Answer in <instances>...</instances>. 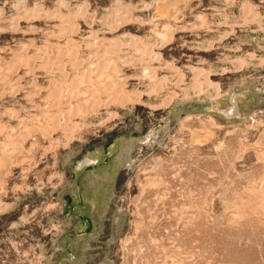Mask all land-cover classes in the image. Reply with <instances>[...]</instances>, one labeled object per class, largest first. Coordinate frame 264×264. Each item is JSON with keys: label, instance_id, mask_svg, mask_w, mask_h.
<instances>
[{"label": "rangeland", "instance_id": "374dc122", "mask_svg": "<svg viewBox=\"0 0 264 264\" xmlns=\"http://www.w3.org/2000/svg\"><path fill=\"white\" fill-rule=\"evenodd\" d=\"M241 1L0 0V264H264V0Z\"/></svg>", "mask_w": 264, "mask_h": 264}, {"label": "bare ground", "instance_id": "6f19581e", "mask_svg": "<svg viewBox=\"0 0 264 264\" xmlns=\"http://www.w3.org/2000/svg\"><path fill=\"white\" fill-rule=\"evenodd\" d=\"M173 4H174V2H165V0H159V3H157V8H158V10L160 11V13L161 14H165V15H168L169 14V12H172L173 10H171V8L173 7ZM120 7H123V6H120ZM118 8V9H120L121 10V8ZM125 7H126V5H125ZM125 7H123L122 8V10L125 8ZM127 8V7H126ZM240 9H241V11L243 12V14H248V13H252V15H257V13H256V11H252V8H251V4H250V2L249 1H247V0H242L241 1V6H240ZM173 16L174 14H173V12L171 13V14H169V16ZM143 49H145V48H143ZM149 49V48H148ZM80 62V61H79ZM98 62V61H97ZM97 62H95L96 64H97ZM104 62V61H103ZM93 63H94V61H93ZM145 66V65H144ZM172 67H174L173 65H172ZM196 68V67H195ZM199 68V67H198ZM196 70H198V71H200L201 69H196ZM151 71H153V70H151ZM154 71H155V69H154ZM156 72V71H155ZM155 72L153 73L152 72V74H151V78L150 79H152V77H154L155 75ZM148 76V75H147ZM195 77H196V75H194ZM156 77V76H155ZM180 78H181V75H180ZM52 80L53 79H55V78H51ZM57 79V78H56ZM55 79V81L53 82V83H55L57 80ZM198 80V79H197ZM65 81V80H64ZM161 81H163V80H161ZM158 82V81H157ZM209 82V81H208ZM57 83V82H56ZM61 83H65V82H63L62 80H61ZM197 84L199 83V81L198 82H196ZM160 84H162V82L160 83V82H158L157 84H154V86H153V88L152 89H156L157 87H159L160 86ZM243 85V84H242ZM60 86V85H59ZM58 86V87H59ZM57 87V86H56ZM56 87H54V90H56L57 91V88ZM62 87V86H61ZM60 87V88H61ZM202 88V87H201ZM214 96L215 95H219L220 93H221V91H220V89H219V86H218V84L217 85H214ZM152 89L150 90V91H152ZM159 89H160V87H159ZM199 89V90H198ZM197 89V91H199V94H201L203 91H202V89L200 90V88H198ZM244 87L242 88L241 87V85H236L235 87H233V92H232V94L230 93V101H228V103L227 104H222V105H217V106H215V108L220 112V113H222V114H224L227 118H230V119H237V118H239L241 115H242V112H241V109H240V103H239V97L237 96V94L238 93H241V94H243V95H245V92H244ZM58 90H59V88H58ZM132 91V90H131ZM154 91V90H153ZM152 91V92H153ZM158 91V90H157ZM202 91V92H201ZM54 92V91H53ZM59 92H60V90H59ZM130 92V91H129ZM172 92V91H171ZM170 92V93H171ZM55 93V92H54ZM128 93V92H127ZM130 93H132V92H130ZM129 94V93H128ZM135 94L137 95V97L134 99L133 97V99H134V102L135 103H140V104H143L142 103V100L140 99V91L138 90H136L135 91ZM175 92H172L170 95H168L166 98V102L168 101V102H170L173 98H174V96H175ZM128 96V95H127ZM213 96V95H212ZM129 98V97H128ZM130 101H132V100H130ZM164 101V102H165ZM224 103V102H223ZM64 112V111H63ZM65 114V113H64ZM211 120V119H210ZM213 121V120H212ZM64 122V121H63ZM83 125H85V123H83ZM71 136H72V134H70ZM196 140H199V141H201V139H199V138H197ZM140 141L142 142V143H146V141L147 140H144V138H141L140 139ZM198 141V142H199ZM32 142V141H31ZM33 143V142H32ZM122 147H123V149H125V151H126V153H129L130 152V150H131V148H132V146H133V143H130L129 141L127 142V143H123L122 142ZM20 146V145H19ZM5 158V153L4 152H1L0 153V163L2 162V160ZM90 160H94V159H91V158H85L83 161H81L80 163H79V165L81 166L83 163H86L87 165H88V163H90V162H94V161H90ZM151 182H155V181H153V179L152 178H150V177H148V181H147V183H151ZM159 182V181H158ZM152 183V184H153ZM264 196V195H263Z\"/></svg>", "mask_w": 264, "mask_h": 264}]
</instances>
